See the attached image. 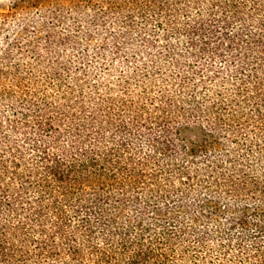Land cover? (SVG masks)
I'll return each instance as SVG.
<instances>
[{"label": "trees", "instance_id": "obj_1", "mask_svg": "<svg viewBox=\"0 0 264 264\" xmlns=\"http://www.w3.org/2000/svg\"><path fill=\"white\" fill-rule=\"evenodd\" d=\"M0 264H264V0H8Z\"/></svg>", "mask_w": 264, "mask_h": 264}, {"label": "rangeland", "instance_id": "obj_2", "mask_svg": "<svg viewBox=\"0 0 264 264\" xmlns=\"http://www.w3.org/2000/svg\"><path fill=\"white\" fill-rule=\"evenodd\" d=\"M9 5L8 0H0V10H6Z\"/></svg>", "mask_w": 264, "mask_h": 264}]
</instances>
